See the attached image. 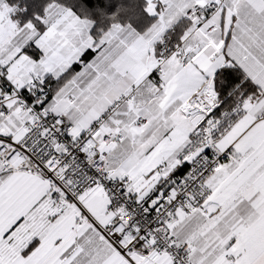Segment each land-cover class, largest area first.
<instances>
[{
  "label": "snow or ice",
  "instance_id": "obj_1",
  "mask_svg": "<svg viewBox=\"0 0 264 264\" xmlns=\"http://www.w3.org/2000/svg\"><path fill=\"white\" fill-rule=\"evenodd\" d=\"M0 264H264V0H0Z\"/></svg>",
  "mask_w": 264,
  "mask_h": 264
}]
</instances>
